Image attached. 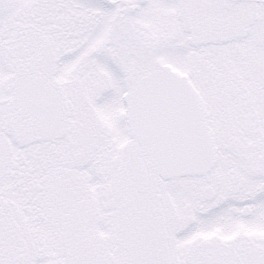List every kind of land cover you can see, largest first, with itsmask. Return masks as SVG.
Instances as JSON below:
<instances>
[{
    "label": "snow or ice",
    "instance_id": "snow-or-ice-1",
    "mask_svg": "<svg viewBox=\"0 0 264 264\" xmlns=\"http://www.w3.org/2000/svg\"><path fill=\"white\" fill-rule=\"evenodd\" d=\"M0 264H264V0H0Z\"/></svg>",
    "mask_w": 264,
    "mask_h": 264
}]
</instances>
